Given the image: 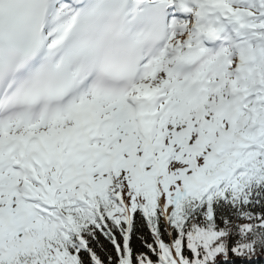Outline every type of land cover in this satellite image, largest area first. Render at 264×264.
I'll use <instances>...</instances> for the list:
<instances>
[{
    "label": "snow or ice",
    "instance_id": "1",
    "mask_svg": "<svg viewBox=\"0 0 264 264\" xmlns=\"http://www.w3.org/2000/svg\"><path fill=\"white\" fill-rule=\"evenodd\" d=\"M0 264H264V0H0Z\"/></svg>",
    "mask_w": 264,
    "mask_h": 264
}]
</instances>
